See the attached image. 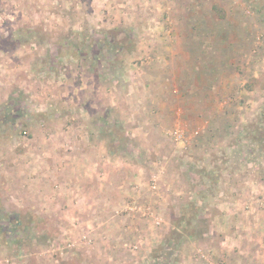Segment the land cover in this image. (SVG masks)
I'll return each mask as SVG.
<instances>
[{"label":"rangeland","instance_id":"rangeland-1","mask_svg":"<svg viewBox=\"0 0 264 264\" xmlns=\"http://www.w3.org/2000/svg\"><path fill=\"white\" fill-rule=\"evenodd\" d=\"M234 258L264 264V0H0V264Z\"/></svg>","mask_w":264,"mask_h":264},{"label":"crops","instance_id":"crops-1","mask_svg":"<svg viewBox=\"0 0 264 264\" xmlns=\"http://www.w3.org/2000/svg\"><path fill=\"white\" fill-rule=\"evenodd\" d=\"M184 55V58L185 59H187L188 57H189V53H185V54H183ZM198 64V63H197ZM197 67V66H196ZM182 74H184V75H189V72H183L182 71ZM181 81H182V79H181ZM126 166H125V164L124 163H121V162H118V173L119 172H121V171H123V170H125L126 168H125ZM125 192H126V190H124ZM124 191L122 192V194L124 193ZM121 194V193H120ZM231 217V216H230ZM234 261L235 262H233L232 264H248L247 262H243L242 263V261L240 262V261H236L235 260V258H234Z\"/></svg>","mask_w":264,"mask_h":264},{"label":"built area","instance_id":"built-area-1","mask_svg":"<svg viewBox=\"0 0 264 264\" xmlns=\"http://www.w3.org/2000/svg\"><path fill=\"white\" fill-rule=\"evenodd\" d=\"M170 135L171 137H173L174 139H177V140H181L182 139V134L180 131H178L177 129H174L172 132H170ZM152 188H155V185L152 184L151 186ZM129 209H133V207H129Z\"/></svg>","mask_w":264,"mask_h":264},{"label":"trees","instance_id":"trees-1","mask_svg":"<svg viewBox=\"0 0 264 264\" xmlns=\"http://www.w3.org/2000/svg\"><path fill=\"white\" fill-rule=\"evenodd\" d=\"M15 222L19 225H23L25 223V220L23 219L22 216H17L15 219ZM180 239V236L177 237V240ZM178 242V241H176ZM167 243V242H166ZM171 248V246H169Z\"/></svg>","mask_w":264,"mask_h":264}]
</instances>
